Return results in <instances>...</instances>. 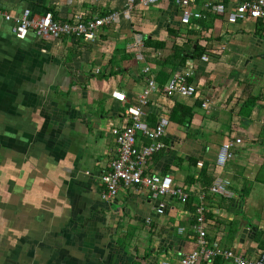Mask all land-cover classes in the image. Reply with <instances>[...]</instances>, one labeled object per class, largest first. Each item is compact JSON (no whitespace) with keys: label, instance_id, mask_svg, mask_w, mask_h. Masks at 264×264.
Wrapping results in <instances>:
<instances>
[{"label":"crops","instance_id":"1","mask_svg":"<svg viewBox=\"0 0 264 264\" xmlns=\"http://www.w3.org/2000/svg\"><path fill=\"white\" fill-rule=\"evenodd\" d=\"M129 4L0 0L14 16L30 8L33 15L51 10L60 18L75 12L120 17L94 43L39 38L33 31L19 38L13 23L0 17V264H180L181 254L197 246L201 193L211 242L250 258L264 247V17L230 23L211 13L185 24L175 0L148 8L136 0L127 17ZM136 34L165 46L145 44L139 60ZM174 55H186L185 64L177 65ZM190 59L196 68L189 81L198 94L165 96L163 86ZM149 76L158 87L144 120L154 126L165 115L170 125L162 138L166 148L146 170L172 175L192 203L155 199L139 187L122 188L112 199L102 195L101 177L118 156L110 129L131 124L126 109L138 102ZM115 90L127 100H117ZM237 137L243 144L235 157L219 165L223 143ZM137 142L150 140L138 134ZM203 168L212 178L207 185L200 181ZM217 178L230 181L232 197L210 191Z\"/></svg>","mask_w":264,"mask_h":264},{"label":"built area","instance_id":"2","mask_svg":"<svg viewBox=\"0 0 264 264\" xmlns=\"http://www.w3.org/2000/svg\"><path fill=\"white\" fill-rule=\"evenodd\" d=\"M135 1L129 0V8L125 11L127 17H129ZM138 1L142 7L148 8L158 3L159 0ZM203 1L200 4L198 0H175L181 11V21L185 24H191L194 18L207 19L208 13L226 16L230 23L248 19L257 20L264 17V0H230L233 2L231 9L222 0ZM0 17L13 23L12 30L19 38H25L33 31L39 38L60 39L66 36L73 42L85 40L90 43L97 41L104 26L118 23L120 19L118 12L96 17L84 16L80 12H75L71 16L60 18L59 16L55 17L51 10H46L43 14L33 15L30 8H25L22 14L17 16L0 8ZM143 47L144 36L136 34L132 48L139 60H144ZM210 58V55L202 56L203 61H209ZM187 63V67L176 71L170 81L163 86L162 91L165 96L173 97L178 94L188 97L198 94L197 86L189 81V77L192 76L196 68V61L190 59ZM150 71L149 66L143 69L146 75H149ZM157 87V82L151 76L147 77L146 86L139 95L138 102L126 109L132 120L131 124L112 126L110 129L117 144L118 156L112 161L111 169L101 177L104 183L102 195L105 199L114 198L122 188L133 187L149 189L155 199L166 196L177 197L180 202L186 203L190 197L189 190L185 186L177 184L172 175L146 171V165L153 154L166 148V143L162 138L166 135L170 125L169 117L165 115H161L154 126L149 125L144 120V108ZM113 96L122 102L127 100L122 91H114ZM204 106L210 108L208 102ZM138 134L148 138L150 143L138 144ZM242 144L243 139L241 137L225 141L220 148L217 163L224 165L232 160L236 155L237 148ZM229 185V180L217 178L210 187V191L232 197L234 193ZM198 197V203L195 205L197 222L194 225L197 232V246L191 251L181 254L180 264H200L202 260L211 263L219 256L224 260H233L234 264H264V249L260 250L256 258H249L243 254H237L234 249L222 247L218 241L211 242L209 240L206 230V196L201 193ZM164 206L163 203L160 207ZM163 264H170V261L166 260Z\"/></svg>","mask_w":264,"mask_h":264},{"label":"trees","instance_id":"3","mask_svg":"<svg viewBox=\"0 0 264 264\" xmlns=\"http://www.w3.org/2000/svg\"><path fill=\"white\" fill-rule=\"evenodd\" d=\"M54 13V15H55V17H58V15H57V13L56 12H53ZM211 13H208V16L210 15ZM201 21L203 20V19H200ZM144 45L146 44V45H149V46H153V47H159V48H163L164 46H165V43L164 42H161V41H154V40H152V39H150V38H144ZM176 49H181L182 51H183V53L185 52V51H187V47H179V46H176L175 47ZM202 49V51H204L205 49L204 48H201ZM198 50V49H197ZM202 51H200L199 53H202ZM186 53V52H185ZM191 56H193V57H195V55L193 54V55H191ZM177 57H180V61H178L176 64L178 65H184L185 64V62H186V59H187V56L186 55H184L183 56V58L181 59V56H178V55H174V57H173V59H175V58H177ZM167 61H168V59H166ZM168 62H170V60L168 61ZM166 63V62H165ZM176 67V66H175ZM251 107H253V105L251 106ZM247 116H248V113L246 114ZM201 175V180L200 181H203V183H205L206 185L207 184H209V183H211L212 182V178L211 177H209V176H207V172H206V170H204V168L201 170V173H200ZM187 203H192V201L190 200V199H188V201H187ZM217 262H221L222 260H223V258L222 257H217L216 259H215Z\"/></svg>","mask_w":264,"mask_h":264},{"label":"bare ground","instance_id":"4","mask_svg":"<svg viewBox=\"0 0 264 264\" xmlns=\"http://www.w3.org/2000/svg\"><path fill=\"white\" fill-rule=\"evenodd\" d=\"M154 79V78H153ZM155 80V79H154ZM156 81V80H155ZM146 82H147V77H146ZM158 84V83H157ZM115 91H120V90H115ZM123 92V91H122ZM123 93H125V92H123ZM125 95H126V93H125ZM126 97H127V95H126ZM120 102H122V101H120ZM131 106V105H130ZM170 120V119H169ZM163 150V149H162ZM155 154V153H154ZM147 166V165H146ZM147 171V170H146ZM148 172V171H147ZM148 173H159V172H148ZM160 174H163V173H160ZM206 213V230H207V211L205 212ZM197 211H195V223H194V225L196 224V222H197ZM194 230H195V228H194ZM195 232H196V230H195ZM196 234H197V232H196ZM262 249H264V247L262 248ZM261 249V250H262ZM244 255V254H243ZM258 255V253L256 254V256ZM245 256V255H244ZM247 257V256H246ZM250 258V257H249ZM256 258V257H255Z\"/></svg>","mask_w":264,"mask_h":264},{"label":"water","instance_id":"5","mask_svg":"<svg viewBox=\"0 0 264 264\" xmlns=\"http://www.w3.org/2000/svg\"><path fill=\"white\" fill-rule=\"evenodd\" d=\"M80 79H82V77L80 76ZM164 252V251H163Z\"/></svg>","mask_w":264,"mask_h":264},{"label":"rangeland","instance_id":"6","mask_svg":"<svg viewBox=\"0 0 264 264\" xmlns=\"http://www.w3.org/2000/svg\"><path fill=\"white\" fill-rule=\"evenodd\" d=\"M85 41V40H84Z\"/></svg>","mask_w":264,"mask_h":264}]
</instances>
